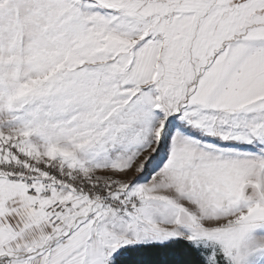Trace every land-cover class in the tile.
<instances>
[{
	"label": "snow or ice",
	"instance_id": "snow-or-ice-1",
	"mask_svg": "<svg viewBox=\"0 0 264 264\" xmlns=\"http://www.w3.org/2000/svg\"><path fill=\"white\" fill-rule=\"evenodd\" d=\"M0 264H264V0H0Z\"/></svg>",
	"mask_w": 264,
	"mask_h": 264
}]
</instances>
